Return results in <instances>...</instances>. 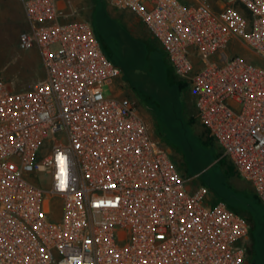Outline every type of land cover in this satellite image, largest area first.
I'll return each mask as SVG.
<instances>
[{"label":"built area","instance_id":"obj_1","mask_svg":"<svg viewBox=\"0 0 264 264\" xmlns=\"http://www.w3.org/2000/svg\"><path fill=\"white\" fill-rule=\"evenodd\" d=\"M157 40L190 86L196 118L264 206V0H109ZM44 78L0 75V264H243L249 223L190 189L90 21L62 0H19ZM216 56L217 61L211 58ZM107 88L108 95L104 94Z\"/></svg>","mask_w":264,"mask_h":264},{"label":"rangeland","instance_id":"obj_2","mask_svg":"<svg viewBox=\"0 0 264 264\" xmlns=\"http://www.w3.org/2000/svg\"><path fill=\"white\" fill-rule=\"evenodd\" d=\"M62 1L68 21H93L101 29L109 53L122 66L116 90L135 103L160 146L170 152L189 180V188L206 186L213 202L224 200L240 209L249 223L243 264H264V206L197 120L190 86L178 85L157 40L134 13L119 9L109 0ZM26 30L17 0H0V75L14 89L33 88L45 76L38 49L18 47L19 36ZM225 52L229 58L240 57L264 68V58L241 41L232 40ZM211 60L217 61L216 56ZM108 93L105 88L104 94Z\"/></svg>","mask_w":264,"mask_h":264},{"label":"trees","instance_id":"obj_3","mask_svg":"<svg viewBox=\"0 0 264 264\" xmlns=\"http://www.w3.org/2000/svg\"><path fill=\"white\" fill-rule=\"evenodd\" d=\"M92 24H93V27H94V29H95V32H96V35H97V37H98V39L100 40V42H101V45H102V47H103V49H104V51H105V53L107 54V56L117 65V66H119L120 68H122V66H121V64H119L115 59H114V57H112L111 56V54L109 53L110 51V47H109V45L106 43V41L104 40V38L102 37V33H101V29L100 28H98V26H97V24L95 23V22H93V21H90ZM180 83H183V82H180V81H178V85L180 84ZM181 85V84H180ZM230 169V168H229ZM258 200V199H257ZM259 201V200H258ZM229 207L232 209V210H234V211H236L237 213H239L240 215H242L241 214V212H240V209H238V208H235L234 206H232V205H229ZM243 216V215H242ZM244 217V216H243Z\"/></svg>","mask_w":264,"mask_h":264},{"label":"crops","instance_id":"obj_4","mask_svg":"<svg viewBox=\"0 0 264 264\" xmlns=\"http://www.w3.org/2000/svg\"><path fill=\"white\" fill-rule=\"evenodd\" d=\"M17 2L19 3L21 11H22V7H21V4H20L19 0H17ZM22 15H23V11H22ZM23 18H24V15H23Z\"/></svg>","mask_w":264,"mask_h":264}]
</instances>
